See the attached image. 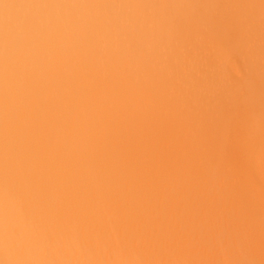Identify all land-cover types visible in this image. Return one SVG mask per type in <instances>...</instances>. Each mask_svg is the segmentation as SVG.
Here are the masks:
<instances>
[{"label":"bare ground","instance_id":"6f19581e","mask_svg":"<svg viewBox=\"0 0 264 264\" xmlns=\"http://www.w3.org/2000/svg\"><path fill=\"white\" fill-rule=\"evenodd\" d=\"M0 264H264V0H0Z\"/></svg>","mask_w":264,"mask_h":264}]
</instances>
